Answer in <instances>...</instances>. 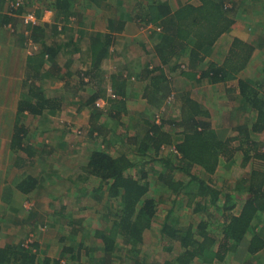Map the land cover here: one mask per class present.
<instances>
[{
  "label": "trees",
  "instance_id": "1",
  "mask_svg": "<svg viewBox=\"0 0 264 264\" xmlns=\"http://www.w3.org/2000/svg\"><path fill=\"white\" fill-rule=\"evenodd\" d=\"M57 1L59 9L67 17L72 14V6L68 1ZM199 1V6L186 5L165 19V31L155 49L162 64L160 73L147 66L141 75L142 79L149 81L145 96L153 110H161L170 97H176V80L170 79V75L163 70L164 67L170 70L169 73L176 71L179 74L180 58L188 56L193 75L187 76L188 73H185L184 76L190 82V78H196L198 74L195 72L198 64L205 61L216 42L232 27L233 21L229 18V10L223 0ZM161 13L165 14L166 10L160 11ZM32 34L33 40L40 45V51L29 61V78L33 81L29 93L19 103V114L28 112L33 116L43 117L46 113L55 115L62 110L63 103L47 94L42 82L48 79L52 83L67 76L72 61L61 66L59 49L62 46L47 45L44 28L37 26ZM99 42L100 36H96L91 41V46ZM106 46L90 50L95 52L94 68L100 67L103 57L108 53ZM253 53L252 46L236 40L222 65L211 63L200 72L201 79H208L213 85L238 80L241 95L238 112L248 109L257 114L251 127L248 123L238 126L234 130V136L222 139L213 128L208 107L193 99L186 89H182L177 99H172L178 101L179 119L172 118L167 122L165 117L155 115L135 124L132 114L127 131L133 130V135L126 134L124 140L131 146V150L133 147L132 152L137 159L126 155L114 156L107 149L94 148L78 179V184L83 182L80 192L84 196L87 195V181L93 178L97 182V186L89 190L97 204L95 207L87 206L94 208L95 214L100 215L102 227L94 229L86 216L75 218L67 206L62 207L57 212L60 220L53 223L61 235L59 258L40 257L41 245L35 242L26 247L24 240L0 248V264H67L65 259H70L75 264H117L121 260L125 264H147L140 257L145 234L151 230L160 204H167L166 201L172 205L164 206L167 214L160 225V233L171 242L178 243L182 249L176 259L168 264H196V261L200 264H223L231 245L235 249H244L238 256L242 259L245 254L252 256L264 251L263 232L260 234L258 228L257 232L252 229L255 217L264 216V173L253 169L248 175L243 172L253 159H264V152H260L258 145L251 139L253 133L264 132V95L261 94L264 93V82L253 84L239 78L247 69ZM183 73L184 71L180 72ZM78 83L72 92L76 94L75 98L81 106L92 110L90 137L101 136L108 142L109 130L97 122V117L102 114L101 111L110 109L109 116L116 120V130L120 126L122 115L127 113L124 102L126 99L118 98L117 95L111 100L118 102L110 104L106 101V105L100 107L98 93L86 95L87 89ZM225 94H229L233 100L236 98L233 90L225 91ZM121 95L126 97L127 94ZM221 114L223 115V111ZM228 117L238 119L237 113ZM17 126L14 142L15 145H20L27 132L22 126ZM94 141L91 140L92 143ZM237 142L240 148H237ZM239 150L245 158L238 169L234 168L238 172L235 179L247 185V198H244L240 214L235 215L232 211L236 208L241 193L221 195L215 188L212 175L216 173L222 159L230 162ZM168 152L170 153L166 154ZM151 166L159 168L154 173L157 186L154 191L151 176L146 170V167ZM134 168H137V172L133 174L131 171ZM177 172L182 173L184 178L182 176V179H178ZM200 173H206L207 177L199 176ZM25 184L33 187L35 181L29 179ZM181 198H186L188 205L197 200L192 209L195 215L201 216L210 217L209 208L205 204L207 200L212 203L218 212L216 220H224L219 229L216 227L220 231V241L211 236L209 224L205 220L197 224H182L183 215L176 212L177 208L182 207ZM77 200L76 203L80 206L83 202L80 197ZM87 206L83 209H87ZM83 253L85 263L81 260Z\"/></svg>",
  "mask_w": 264,
  "mask_h": 264
},
{
  "label": "crops",
  "instance_id": "2",
  "mask_svg": "<svg viewBox=\"0 0 264 264\" xmlns=\"http://www.w3.org/2000/svg\"><path fill=\"white\" fill-rule=\"evenodd\" d=\"M12 1L14 0H0V248L26 241L31 231L38 233L42 247L49 246L51 240L45 242L44 232L49 228L54 229L53 223L55 222L51 220L52 218L47 217V211L51 212L52 210V216L57 217L58 210L67 205L65 201L62 202L60 199L56 201L55 197H51L52 202H49L48 199L45 201L42 197L41 193L47 191L48 186L50 187L55 183L56 175L60 174L53 167L54 165L47 161L46 155L49 157L51 151L45 153L44 149L41 150V145L46 143L45 140L39 138L33 142L32 139H28L29 137H25L20 145H15L14 142V132L17 125L22 126L27 133L29 132L30 123L27 124V121L30 114L28 112L23 115L19 114V103L29 93L33 81L29 78V66L31 65L29 61L40 51V45L33 40L34 28L38 26L45 29L47 45L62 46H60L62 49H59L61 66L68 64L70 60L72 61L67 76L65 75L61 80L57 79L58 81L52 82L57 86V90L54 91L53 95L49 92L50 89L46 88L49 84L46 86L44 84L45 81H51L45 79L42 82L46 93L63 103L62 110L57 111L56 114L66 110V103L68 102L66 98L76 95L73 94L72 89L77 88L78 82L87 89L86 95L92 96L97 92L99 96L97 99L104 105H106V101L110 104L118 102L111 100L117 95L118 98H125V108L128 112L127 100L137 102L140 97L146 100L145 94L149 81L142 79L141 75L138 74L139 69H142V65L150 66L149 68H153L156 73H160L159 69L162 64L155 54V49L159 46L165 31V19H168L169 16L186 5L199 6L200 1L61 0L68 1L72 6V14L68 17L59 9L57 0H17L21 3L18 8L11 7ZM223 2L226 9L229 10V18L233 21V24L230 31L221 36L218 41L220 42L225 36L231 35V38L226 40L229 51L236 40L252 46L254 48L253 57L247 69L239 78L248 80L253 84L262 83L264 82V75L261 76V74H264V68L262 69L263 73L253 76L248 75V69L257 59L264 67V0H223ZM29 4H33L31 8L28 7ZM21 10L22 13H20ZM162 10H166V13L160 14ZM29 12L35 14L37 23H24V16ZM96 36H100V42L91 46V41ZM105 45H107L108 53L103 57L100 67L94 68L95 52H90V50L95 47L99 50ZM149 50L154 52L153 59H148ZM187 60L190 64L189 58ZM211 63L206 61L201 67L197 68L195 72L198 74L196 78H190L191 89H187V91L193 99L204 104L206 108L208 107L213 128L221 136L218 130L221 128L224 130L225 127L230 128L231 117L230 119L229 117L226 118V120L224 118L219 123L217 117L219 113L214 111V106L213 110L207 104L206 98L195 94L194 85H199L203 81L200 72L204 71ZM218 65L222 64L219 63ZM163 70L168 74L165 67ZM190 71V74H188L193 75ZM212 86L218 87L219 84H212ZM223 87L226 92L233 90L240 101L238 80L223 84ZM67 91H70V93ZM123 93L127 94L126 97L121 95ZM68 94L69 96L66 97ZM86 108L88 107L86 106ZM252 114L257 116L254 111ZM43 119L46 120V118ZM215 124L219 125L215 126ZM231 125L232 130H235L243 124L234 125V122L231 121ZM263 133H253L251 139L254 134ZM223 138H228V136ZM65 145L63 142L60 143V147H65ZM237 145V148H240L238 142ZM260 152L263 151L260 150ZM41 154H45V158H42ZM239 154H243V152L237 151L235 158ZM255 159L258 160L259 158ZM42 161H45L44 166L41 163ZM47 168L49 169L47 170ZM253 170L264 173V168ZM250 171L247 170V167L244 168L245 174L248 175ZM29 179L35 181L33 187L25 184ZM239 191L244 193L246 197L241 194V198L237 200L236 208L232 211L235 215L240 214L245 203L247 185ZM233 193L239 195L238 192L234 191ZM74 196L77 197L76 194ZM55 202L57 205L54 204ZM211 208L214 209L215 207L211 206ZM260 220L262 224L258 225ZM223 221L222 219L221 223ZM206 222L209 224L208 226L211 224L220 225L219 222H214V219L206 220ZM256 228L259 229L260 234L263 232L262 237H264V216L257 215L255 217L252 229L256 231ZM11 229L14 233L8 235L7 233ZM209 230L211 232L212 228H209ZM214 232H211L212 235H210L220 241V231L215 228ZM251 237L250 234L249 238ZM60 250L53 256L48 257L59 258ZM243 250L242 248L235 249L231 245V250L228 251L223 264H264V258L262 259L264 251L252 256L241 254L243 259L242 257L238 258ZM171 252L173 253L172 250ZM174 252L173 256L171 255L172 258H168L162 264L173 262L182 252L181 247ZM42 256L46 255L41 253L40 257ZM156 263L160 264L156 261L151 264ZM196 264L200 263L196 261ZM214 264L221 263L214 262Z\"/></svg>",
  "mask_w": 264,
  "mask_h": 264
},
{
  "label": "rangeland",
  "instance_id": "3",
  "mask_svg": "<svg viewBox=\"0 0 264 264\" xmlns=\"http://www.w3.org/2000/svg\"><path fill=\"white\" fill-rule=\"evenodd\" d=\"M32 5L33 4H29L28 7L31 8ZM229 38H231V35H227V37L225 36L224 39H222L220 42L217 41L209 55L205 57V60L217 65L219 63L222 64L229 51V47L226 42V40H229ZM148 55V59H153V50H149ZM187 59L188 56L185 55L180 58L179 64L181 70L178 69L179 74L176 71L171 72V74L168 72L170 70L167 69L170 78L176 80V88L174 89L176 97L169 98L168 102L161 110H153L152 108H150L146 100L142 97L138 98L137 102L127 100L126 105L128 106L129 111L126 114L122 115V119L121 121H119L120 126L116 130L114 128L116 120L114 118L111 119V117L109 116L110 109L105 112L102 111V114L98 115L97 122L103 124L105 126V129L109 130L108 142L104 141V138L101 136L90 137V119L92 111L86 107L81 106L75 96H69V94L66 96H69L68 98H66L68 100V102L66 103L67 108L61 113L55 115L45 114L44 117L30 115L27 121V124L30 123L28 127L29 134L27 133L26 137H29L28 139L30 140L32 139L33 142L39 138H43L45 140L46 143L41 145V150L44 149L45 153H49L50 151H52L53 154H50L49 157L48 155H46V157L48 158L47 161L51 162V164L54 165L53 167L57 169V171L60 173L59 175H56V178L54 179L55 183H53L50 187L48 186L47 191L41 193L45 201H47L48 199L49 202H52L51 197H55L56 201L57 199H60L62 202L65 201V204L68 206L69 210L73 212L75 218L86 216L87 221L92 225V228L98 229L99 227H102L103 222L101 223L102 220L100 219V215H97V213L95 214L94 208H90L87 206L90 205L95 207V204H97V201L95 200L93 194H90L89 191L93 187L97 186V182L93 180V178L87 181L88 190L87 195L85 196L84 193L80 192L81 184L83 182L78 184L80 182L78 179L83 173V167L88 162L91 150L94 148L101 147L103 149L109 150V152L114 156L126 155L131 159H137L136 155H134V153L132 152L133 147L131 150V146H129L128 142L124 140L126 138V134H128L129 136L133 135V130L127 131V126L128 124L130 125V117L132 116V114H134V117L136 119L134 123H139L141 120L147 119L155 115L165 117V120L167 122H169L172 118H180L177 108L178 101L172 99H177L182 89H191L190 82L187 81L185 79L186 77L184 76L185 73H189L190 71ZM206 61L202 62L201 64H198L197 68L201 67V65ZM145 68L146 66L142 65V69H139L138 74L142 75ZM263 68L264 67L261 66L259 60L257 59V61L254 62V64H252V66L248 69V75L253 76L261 72L263 73ZM181 71H184V73L180 74ZM189 74H187V76ZM263 75L264 74H261V76ZM44 84L45 86L49 84V86H46V88L50 89L49 92L52 95L54 91L57 90V86H55L51 82L45 81ZM194 86L196 90L195 94L199 97L203 96L204 98H206L207 104L212 107L214 106V111H217L219 113V116L216 115L219 118V123H221L224 118L226 120L228 116L237 113L238 119H230V128L225 127L224 130L223 128L218 130L221 135L220 137H229L230 135H235L234 130H232L231 121L234 122V125L246 123L251 125L254 122L253 120L256 119L255 114L251 113L252 110H248L247 112H238L239 99L236 97L235 100H233L229 94L224 95L225 91L223 84H219L218 87H213L208 79H203L202 83H199V85ZM261 94L264 95L263 92H261ZM222 111L223 115L221 114ZM135 112H138V114L136 115ZM43 118H46V120ZM218 125L219 124H215V126ZM17 127L18 126H16V128ZM93 139L95 140L94 143L91 142V140ZM252 140L256 141L255 143L258 145L259 150L264 152V133L254 134ZM61 142L66 144L65 147H60ZM169 153L170 152L166 154ZM41 155L42 158H45V154ZM244 158V154H239L236 158L234 155L233 159L230 162L223 159L221 160L216 173L212 175V179L215 181V188L221 193H233L235 191L240 194L241 191L239 190L245 188L246 185L244 183H241L235 179V175L238 172L234 169H238L241 166ZM41 163L43 165L45 161H42ZM237 165L240 166L238 167ZM263 168L264 161L259 159H253L251 161V164L247 166V170H261ZM48 169L49 168H47V170ZM146 170L151 176V181L153 183L152 191H154L157 188L155 184L154 173L155 171H158L159 168L157 166H151L146 167ZM131 172L134 174L135 172H137V168L132 169ZM176 176L178 179L184 178L183 174L180 172H177ZM199 176L204 178L207 177L206 173H200ZM75 194L77 195L76 198L74 196ZM241 194L246 197L244 193L241 192ZM78 197H80L83 202L80 206L76 203L78 201ZM221 199H223V197H221ZM180 200L182 203V207L177 208L176 212L181 213L183 215H181L182 224L187 225L191 222L197 224L202 220L206 221L214 219V222L220 223L218 229L222 225L221 221L216 220L218 212H216L215 209L211 208L212 205H210L209 200L206 201L205 205L209 208L210 217H208L207 215H195V213H193L192 207L196 204L197 200L192 205H188V201L186 198H181ZM102 202L104 203L105 201L103 200ZM166 203L168 205H172L170 202L166 201ZM54 204L57 205L56 202ZM167 204H160V210L157 214V218L154 220L151 230H148L145 234V244L142 248V252L140 253V257L142 259H145L147 264L154 263L155 261L162 264L168 258L171 259V255L173 256V253H175L174 251H177L180 248V245L178 243L171 242V240L164 238L160 233V225L167 214V209H165V207H169L166 206ZM84 206H87V209H83ZM185 207L188 208L185 209ZM46 215L48 218H52L51 220L53 221L60 220L59 216H52V210L51 212L47 211ZM260 224H262L261 220L258 225ZM216 227L217 224H211L209 226L210 229L212 228V233H215L214 231ZM35 232L36 231H31V233L28 234L29 238L24 242V245L26 247H29L30 244H33L35 242L41 245L42 242L39 241L40 238L37 235L38 233ZM13 233L14 231L11 229L10 231H8L7 234L12 235ZM60 238L61 235H59L58 233V227L54 229H46V231L44 232L45 242L48 240H51V242L48 244L49 246H42V255L53 256L55 253H58L62 247V244L60 243ZM88 243H90V239ZM169 249H171L173 253L171 252V250L169 251ZM263 258L264 256L262 257V259ZM81 260L84 263L86 262L85 254L82 255ZM65 261L67 264H75V262L70 259H65ZM117 264L125 263L121 260V262L118 261Z\"/></svg>",
  "mask_w": 264,
  "mask_h": 264
},
{
  "label": "built area",
  "instance_id": "4",
  "mask_svg": "<svg viewBox=\"0 0 264 264\" xmlns=\"http://www.w3.org/2000/svg\"><path fill=\"white\" fill-rule=\"evenodd\" d=\"M20 1H17V0H14V1H12L11 2V7H13V8H18L19 6H20ZM24 23L25 24H35V23H37V19H36V16H35V14L33 13V12H29V13H27L25 16H24ZM104 104H102V103H98V106H103ZM28 245V244H27ZM31 245V244H30ZM29 245V246H30ZM25 246V245H24Z\"/></svg>",
  "mask_w": 264,
  "mask_h": 264
}]
</instances>
